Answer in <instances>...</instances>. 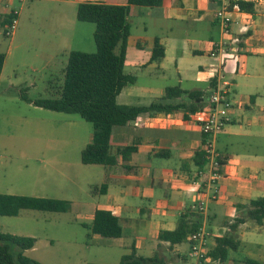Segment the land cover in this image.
<instances>
[{
    "label": "crops",
    "instance_id": "obj_1",
    "mask_svg": "<svg viewBox=\"0 0 264 264\" xmlns=\"http://www.w3.org/2000/svg\"><path fill=\"white\" fill-rule=\"evenodd\" d=\"M51 1L71 6L74 15L59 24L58 50L50 54L45 60L47 63L54 54L66 55L68 60L71 50L86 51L75 47L79 33L83 35L82 46L90 48L87 52H93L90 35L93 37L95 24L93 28L77 19L80 3H129V0ZM252 2L253 12L233 13L231 30L226 36L216 20L219 4L215 0H164L162 5L152 7L132 5L129 16L131 34L125 66L144 68L150 77L153 69L162 70L163 75L166 70L173 69L175 84L188 91L204 92V100L200 103L203 106L207 105L214 87L212 79L217 81L224 75L232 82L230 94L235 106L230 121L216 136L217 148L225 158L223 175L217 183L219 197L210 200L206 213L202 214L209 248L215 245V237L229 232L236 237L237 231H241V235L246 236L252 219L246 218L235 230L231 225L237 218L245 216L251 199L264 195V0ZM243 26L247 29H242ZM83 29L87 33H82ZM156 38L165 46V56L153 61ZM235 38L239 40L234 41ZM223 39L228 41L226 58L217 52V44ZM213 51L216 55L211 54ZM192 71L195 74L191 75ZM168 86L174 85L145 83L128 90L127 85L117 96V102L148 105L155 101L154 98L163 97ZM180 101L191 102L187 95L169 99L171 103ZM190 114L188 118L182 110L142 114L126 125L113 128V153L120 146L133 144L137 150L126 160L120 157L116 164L105 165L108 189L102 194V200L89 204L86 213L93 220L97 209L112 211L123 228L122 236L117 239L130 242L137 254L141 249H149L154 254L162 245L171 255L189 261L188 240L185 241L188 246L184 248L183 242L170 246L168 242H160L158 236L161 230L175 229L183 212H196L201 199L199 182L203 179L195 182L200 167L194 159L204 148V136ZM65 123L72 131L80 127L75 119ZM92 135L93 129L87 135L89 142ZM74 141L80 139L74 137ZM214 222L220 225L216 232L209 228ZM256 229L264 230V222ZM238 240L240 245L245 241L243 238ZM232 253L228 259L235 261L231 258ZM256 260L264 262V259Z\"/></svg>",
    "mask_w": 264,
    "mask_h": 264
},
{
    "label": "rangeland",
    "instance_id": "obj_2",
    "mask_svg": "<svg viewBox=\"0 0 264 264\" xmlns=\"http://www.w3.org/2000/svg\"><path fill=\"white\" fill-rule=\"evenodd\" d=\"M12 10L17 13L13 33L5 36L0 26V52L6 56L0 72V192L68 199L71 207L64 212L24 209L18 215H0V230L36 237L35 246L24 254L41 264L119 263L124 254L132 251L130 242L93 234L92 219L86 213L89 204L102 200L101 193L92 191L93 186L107 182L105 165L81 162L92 123L77 113L55 111L34 103L40 98L57 97L63 86L67 56L58 53L49 63L45 60L58 50L59 24L73 17V9L51 0H0V14ZM87 24L94 28V23ZM82 33L87 32L83 29ZM82 36L78 34L75 47L90 51L82 46ZM90 36L94 51V39ZM125 71L137 77L127 90L145 83L177 85L173 69L166 70L165 75L162 70L153 69L152 77L140 67L127 65ZM68 119H75L80 127L72 131L65 123ZM74 137L80 141H74ZM196 212L201 213L197 209ZM249 223L251 228L246 236L241 231L236 233V238L245 241L233 251L231 258L235 261L209 258L202 262L247 264L248 258L264 259V230L258 231L255 221ZM217 226L220 225L215 222L209 224L214 232L218 231ZM181 246L187 248L188 243ZM207 247L211 249L208 243ZM158 249L165 253L169 264H195L190 255L189 261L184 262L162 245ZM13 251L18 252V247H13ZM138 252L153 255L149 249Z\"/></svg>",
    "mask_w": 264,
    "mask_h": 264
},
{
    "label": "trees",
    "instance_id": "obj_3",
    "mask_svg": "<svg viewBox=\"0 0 264 264\" xmlns=\"http://www.w3.org/2000/svg\"><path fill=\"white\" fill-rule=\"evenodd\" d=\"M164 0H129L128 4H109L102 2H82L78 5L77 19L95 24L93 39L95 51L71 50L64 71V83L55 98H40L34 101L38 106L65 113H77L93 125L91 141L81 151L83 164L114 165L118 158L128 159L137 150L136 145H125L112 152L111 135L115 126L126 125L139 115L168 113L182 110L184 117L195 113L203 105V91H188L179 85L168 86L165 95L148 105L119 104L117 96L123 88L136 82L134 74L125 71L128 38L131 34L129 16L132 5L160 6ZM241 9L253 12V2H240ZM17 13L0 17V26L4 35L10 36L8 30L13 26ZM165 56V46L158 38L155 39L151 60H160ZM5 54L0 52V72L5 62ZM215 86L216 79H212ZM187 95L191 102L180 101L171 103L168 100ZM195 163L203 167L206 163L202 149L195 155ZM223 163L225 158L222 157ZM108 184L94 185V193H106ZM71 207V201L53 197L35 195L8 194L0 192V215H18L24 209L64 212ZM246 214L239 217L231 225L236 226L245 219H252L257 224L264 222V195L251 199L246 206ZM203 215L195 211L183 212L172 230H161L160 242H168L170 246L187 241L191 233L202 227ZM93 234L102 237L118 238L123 234L120 219L107 209H97L90 225ZM37 238L5 233L0 230V264H41L24 254L33 248ZM160 246V245H159ZM240 241L233 233L215 237V245L207 256L213 260L226 261L231 251H237ZM18 247V252L13 251ZM247 264H264L253 258ZM87 264H105L88 262ZM115 264H169L164 252L157 249L152 256L137 254L133 247L130 253L124 254L119 263ZM204 264V263H203ZM208 264V263H206Z\"/></svg>",
    "mask_w": 264,
    "mask_h": 264
},
{
    "label": "built area",
    "instance_id": "obj_4",
    "mask_svg": "<svg viewBox=\"0 0 264 264\" xmlns=\"http://www.w3.org/2000/svg\"><path fill=\"white\" fill-rule=\"evenodd\" d=\"M218 2V8L215 11L216 20L219 23L223 35H229L231 30V24L233 21V13L235 11L242 12L240 2H252L253 0H215ZM16 12V11H15ZM16 19L13 21V26L8 30V34L13 33ZM242 29H247L243 26ZM235 38L234 41H238ZM228 41L223 39L217 44V52H219L225 58L228 56L226 47ZM215 51L211 54L216 55ZM232 82L225 78L224 75H220L217 78L216 84L213 87L207 105L198 109L195 113L190 114L194 121H196L202 130L204 136V152L206 163L203 167H200L196 173L195 182L198 183L199 178L203 180L199 182L201 185V199L197 204L196 209L205 214L207 210V204L210 200H216L218 196L217 183L222 177V166L224 165L222 160V154L216 145V136L220 133L224 126L230 121L231 111L234 109L235 102L231 98L230 86ZM207 235L203 227L198 231L193 232L189 236L190 251L189 255L194 260L195 264H203L202 261L208 260L207 256L209 249L207 247Z\"/></svg>",
    "mask_w": 264,
    "mask_h": 264
}]
</instances>
